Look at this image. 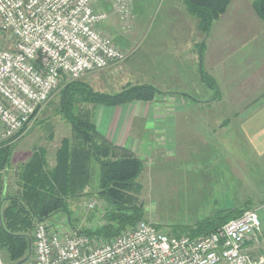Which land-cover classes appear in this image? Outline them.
<instances>
[{
  "label": "built area",
  "instance_id": "built-area-1",
  "mask_svg": "<svg viewBox=\"0 0 264 264\" xmlns=\"http://www.w3.org/2000/svg\"><path fill=\"white\" fill-rule=\"evenodd\" d=\"M98 1L0 0V31L13 40L12 49L0 47V144L24 134L62 82L126 60L105 25L112 18L121 33H130L132 0H112L110 11ZM95 205L88 203L85 210ZM261 234L254 211L194 239L163 234L140 221L103 241L45 221L32 232L33 258L26 264H264L245 252L247 242H257Z\"/></svg>",
  "mask_w": 264,
  "mask_h": 264
},
{
  "label": "crops",
  "instance_id": "crops-1",
  "mask_svg": "<svg viewBox=\"0 0 264 264\" xmlns=\"http://www.w3.org/2000/svg\"><path fill=\"white\" fill-rule=\"evenodd\" d=\"M146 5L135 13L138 28L150 16L151 4ZM100 7L110 11L109 4L102 2ZM164 20L141 39L144 44L149 37L150 58L135 69L129 67L136 84L151 85L163 93L148 103L97 107L98 133L145 161L167 154L177 136L183 135L180 131L198 123L207 140L217 137L227 143L230 131L234 144L242 140L253 154L264 156V22L252 0H232L206 37L180 0L170 1ZM140 44L128 52L130 56ZM202 75L214 81L217 92ZM192 113L199 114V121ZM210 129L218 131L210 136ZM18 166L11 164L0 173V190L16 192Z\"/></svg>",
  "mask_w": 264,
  "mask_h": 264
},
{
  "label": "trees",
  "instance_id": "trees-1",
  "mask_svg": "<svg viewBox=\"0 0 264 264\" xmlns=\"http://www.w3.org/2000/svg\"><path fill=\"white\" fill-rule=\"evenodd\" d=\"M180 1L206 37L213 22L226 12L232 0ZM252 7L264 22V0H252ZM202 80L217 92L211 78L202 75ZM55 93H58V102L54 114L69 126L70 136L60 140L52 161L46 148H34L15 170L16 192L9 194L0 190V251L7 254L6 264L22 261L26 264L32 259L31 232L40 222L63 215L67 225L77 230L70 208L90 198L100 202L103 221L95 229L79 230L80 234L108 241L145 221L144 205L140 200L142 186L138 183L144 162L101 136L94 116L97 107L148 103L163 92L151 85L134 84L107 94L76 80L62 82ZM18 140L0 144V172L11 166V155ZM261 203L264 205V200ZM250 210L252 206L248 204L225 210L195 206L188 210L189 224L171 225L172 230L166 234L198 238L215 232ZM152 225L156 229L160 226Z\"/></svg>",
  "mask_w": 264,
  "mask_h": 264
},
{
  "label": "rangeland",
  "instance_id": "rangeland-1",
  "mask_svg": "<svg viewBox=\"0 0 264 264\" xmlns=\"http://www.w3.org/2000/svg\"><path fill=\"white\" fill-rule=\"evenodd\" d=\"M111 1L99 0L98 3L99 6L102 2L110 6ZM170 1L172 0H155L153 4L150 0H132L133 28L128 34L121 33L115 19L111 18L105 25V31L126 52V60L118 66L87 74L79 81L87 83L96 92L107 94L117 93L127 85L138 83L130 77L129 67L135 69L136 64L144 61L147 56L150 58L149 37L144 44L141 39L145 34L151 35L153 28L164 18L166 20ZM145 4H151L150 13L148 12L150 16L144 22V27L138 28L136 25L139 20L136 21L135 13ZM139 44L138 50L130 56L128 52L135 51ZM12 45L13 40L9 38V34L0 31V47L10 50ZM57 102L58 93H55L39 110L30 128L18 136L19 140L11 155L12 166L20 165L36 147L46 148L48 158L52 161L60 140L70 136L69 126L54 114ZM193 115L199 121V114ZM195 126L192 125L190 130L182 129L180 132L183 135L177 136L176 144L167 148V154L159 153L143 161L144 170L138 183L142 186L140 200L144 205V220L160 225L157 227L158 231L166 234L172 230L171 225L189 224L188 210L195 206L225 210L248 204L252 206L250 211H254L260 219L262 234L257 242H247L245 252L253 260L263 258L264 205L261 202L264 200V156L253 154L242 140L234 144L230 131L226 137H230L226 139L228 142L222 143L217 137L207 140L202 136L203 130L198 127L199 124ZM217 131L210 129V136L211 132ZM2 172L4 170L0 173ZM91 202L96 203L95 208L86 211L85 205ZM100 206L96 198L73 204L70 211L72 219L76 220V229L91 230L99 226L103 221ZM52 221L70 228L63 215H57ZM31 253L33 258V245ZM2 258L6 264V252H2Z\"/></svg>",
  "mask_w": 264,
  "mask_h": 264
},
{
  "label": "water",
  "instance_id": "water-1",
  "mask_svg": "<svg viewBox=\"0 0 264 264\" xmlns=\"http://www.w3.org/2000/svg\"><path fill=\"white\" fill-rule=\"evenodd\" d=\"M24 263V261H22V262H20V263H18V264H23Z\"/></svg>",
  "mask_w": 264,
  "mask_h": 264
}]
</instances>
